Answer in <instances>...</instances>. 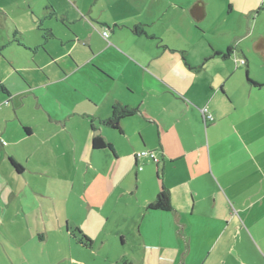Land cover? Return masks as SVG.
Listing matches in <instances>:
<instances>
[{
	"label": "crops",
	"instance_id": "obj_1",
	"mask_svg": "<svg viewBox=\"0 0 264 264\" xmlns=\"http://www.w3.org/2000/svg\"><path fill=\"white\" fill-rule=\"evenodd\" d=\"M221 1L220 9H238L253 25L237 45L211 42L192 60L149 28L167 7L198 23L206 0L32 3L38 38L15 30L0 48V236L14 242L1 241L6 264L30 263L18 244L22 228L34 251L48 254L40 264L53 263L61 240L71 251L99 244L107 264H264V99L253 94L264 85L246 80L245 100L239 80L243 69L251 74L254 52L264 60V33L255 35L264 0ZM111 5L137 11L100 22ZM114 107L134 110L120 129L104 123ZM95 136L113 150L94 149ZM143 150L158 161L139 156ZM162 190L172 208L150 209ZM228 199L242 222L229 221ZM112 219L120 223L107 230ZM248 219L257 229H245ZM78 229L91 246L80 242ZM168 232L175 244H164ZM131 237L139 257L121 249Z\"/></svg>",
	"mask_w": 264,
	"mask_h": 264
},
{
	"label": "rangeland",
	"instance_id": "obj_2",
	"mask_svg": "<svg viewBox=\"0 0 264 264\" xmlns=\"http://www.w3.org/2000/svg\"><path fill=\"white\" fill-rule=\"evenodd\" d=\"M159 4L162 0H158ZM33 2H41L45 3V0H0V48L4 45L5 47L9 44V37L12 36L16 32H21L25 35V38H30L31 40H36L38 38V32H37V25L39 22L38 16L33 15V10L31 8ZM83 7H88V5H91L92 3H96V0H80ZM208 7H207V14L206 16L200 21L196 22L193 17L192 20L190 17L185 14V12H181V10L178 7H167V9L164 11V13L160 15L161 19L156 23L153 27L149 28L150 32L158 33L159 36H165L167 39L170 40L171 45L178 48L179 52L188 51L190 59L199 56L202 52L209 50V44L211 42L227 48L228 45L236 44L238 40L240 39L237 36L241 35V32H248V28H250L253 25V21L251 20L250 25L246 18H244L243 13L239 11L238 9H235L232 13L228 14V7L223 6L222 9H220V5L222 4L221 0H206ZM108 6H105V11L101 12L102 19L103 20H110L114 18H118L119 14L117 12H121L120 14L124 16L125 14L131 15L137 11L135 7H123V9L119 7L110 6L109 8H106ZM227 8V9H226ZM96 13L99 9V5H95ZM121 9V10H120ZM120 10V11H118ZM37 12V11H36ZM145 14H151V9H147ZM250 26V27H249ZM200 29V31L197 30ZM119 30V29H118ZM108 31V30H107ZM264 33V10L262 11V15L257 21L256 25V32L255 35L258 33ZM125 33V32H124ZM126 34V33H125ZM109 35V31H108ZM119 37L123 40L125 39V35L122 33L119 34ZM166 39V40H167ZM8 40V41H7ZM122 41V40H121ZM126 41V40H125ZM25 42V40H24ZM248 42V41H247ZM245 43V45H249L248 43ZM23 44V43H21ZM123 44V42H122ZM25 45V44H24ZM235 45V46H236ZM26 46V45H25ZM118 47V46H117ZM121 52H124L120 47H118ZM3 53H5L6 56H10L8 52V48H5L2 50ZM252 72L249 73V77L255 81L254 78H257L260 80V83L264 85V60L256 53L254 52L252 55ZM123 58V56H121ZM8 61L7 58L3 59ZM240 60V58H239ZM232 67H236V62L232 64ZM244 67V66H243ZM244 71L239 74V80L242 81L244 91L243 96L245 100H248L250 97V91L247 86L246 80H247V72L245 69ZM254 95H258L260 99H264V86L261 88L259 93L253 92ZM239 98L241 96L239 95ZM230 103V101H228ZM263 138L260 140V143H263ZM256 146V143H255ZM40 198L37 197V200H35L34 210L29 211L32 213L39 212L41 209V204L39 203ZM229 204V221L233 220L234 222L238 218L241 222V218L238 214L239 207H235L228 199ZM23 205V204H22ZM45 207V205H44ZM253 222H250L249 219L247 221V224L245 225V229L248 231L249 227L252 228L254 225L256 226L255 229H257V224L254 220ZM233 222V223H234ZM120 223V220H110L107 222L106 229H112L116 228L117 224ZM123 223L125 224V221H121V226L123 227ZM249 224V227H248ZM261 228H264V222L261 224ZM22 228L21 234L17 236L19 242L18 244L22 246V248L25 247V251L23 249H20L22 255H24L25 259H29L30 263L27 264H40V262H48V254L44 253L43 251H34V248L32 245L29 244V236L28 231ZM25 232V233H24ZM2 236H0V246H3L1 241L5 242L6 244H13L14 242L11 240L9 236H6L3 232H1ZM27 237H25V235ZM32 235V239H33ZM29 237V238H28ZM37 239V235H36ZM158 239V238H155ZM164 244H175V237L172 236L170 232L166 233L164 236ZM34 240V239H33ZM134 239L129 238L128 243L122 247L121 249H125L128 251L129 255L131 256H140V250L139 247L136 244V241H133ZM61 244L63 247L62 252H52L53 256V263L52 264H107L108 262L105 261V252L103 254H100V252L97 251L98 247H100L99 244H97L96 249L92 248H80L78 246H74L73 250L68 248V245H65V241L61 240ZM53 242H50V247L53 248L51 245ZM117 245L118 247H121V241L120 237L117 238ZM109 247V246H108ZM69 250H68V249ZM107 251V250H105ZM182 253V251H181ZM64 254L68 255V259L62 260V257ZM181 256V254H180ZM7 255H3L2 252H0V264H6L9 263L7 260ZM192 260V256L190 257L189 261ZM28 261V260H27ZM181 261V260H180ZM107 262V263H106ZM50 263V262H49Z\"/></svg>",
	"mask_w": 264,
	"mask_h": 264
},
{
	"label": "trees",
	"instance_id": "obj_3",
	"mask_svg": "<svg viewBox=\"0 0 264 264\" xmlns=\"http://www.w3.org/2000/svg\"><path fill=\"white\" fill-rule=\"evenodd\" d=\"M135 31H138V28L135 27ZM233 50L232 47H229L227 52L224 53L225 56H228V54ZM216 54H220V52H216ZM246 61V60H245ZM247 80L255 87H262L263 85L257 81L252 80L249 76H247ZM134 110L129 109L128 107H114L112 117L105 120L104 123L115 128L120 129V120L122 118L128 117L133 115ZM93 148L94 149H103V148H110L113 150L112 144L107 142L102 136H95L93 138ZM150 209H160L164 211H168L172 208L170 195L167 190H162L156 200L152 202L149 205ZM79 234L81 235L80 242L84 244L85 246H91L92 240L90 237H88L86 234H84L80 229H78ZM121 264H131L129 260H124L121 262Z\"/></svg>",
	"mask_w": 264,
	"mask_h": 264
},
{
	"label": "built area",
	"instance_id": "obj_4",
	"mask_svg": "<svg viewBox=\"0 0 264 264\" xmlns=\"http://www.w3.org/2000/svg\"><path fill=\"white\" fill-rule=\"evenodd\" d=\"M103 35L105 36V37H108V31L107 30H105V31H103ZM246 61L243 59L242 60V63H245ZM203 112H204V114L206 115V119H208V120H212L213 119V115L211 114V113H209V111H208V108H204L203 109ZM139 156H149V157H151V159H153L154 161H158V157L156 156V154L153 152V151H148V150H143V151H141L140 153H139Z\"/></svg>",
	"mask_w": 264,
	"mask_h": 264
}]
</instances>
